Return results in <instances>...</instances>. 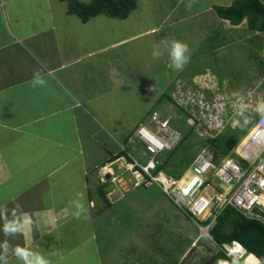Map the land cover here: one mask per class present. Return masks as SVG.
Wrapping results in <instances>:
<instances>
[{"label": "crops", "instance_id": "crops-1", "mask_svg": "<svg viewBox=\"0 0 264 264\" xmlns=\"http://www.w3.org/2000/svg\"><path fill=\"white\" fill-rule=\"evenodd\" d=\"M214 1L138 0L126 18L83 21L66 0H0V264H137L102 234L107 212L122 225L114 201L101 205V171L125 161L128 114L162 111L214 32L206 20L229 22L214 6L234 0Z\"/></svg>", "mask_w": 264, "mask_h": 264}, {"label": "rangeland", "instance_id": "rangeland-1", "mask_svg": "<svg viewBox=\"0 0 264 264\" xmlns=\"http://www.w3.org/2000/svg\"><path fill=\"white\" fill-rule=\"evenodd\" d=\"M214 2L218 4L217 0ZM213 22L206 20L207 26H214L213 34L198 49L190 64L173 78L168 94L163 98L164 103L157 105L183 134L182 144L172 159L168 152L161 157L163 162H168V169L174 170L171 171L174 176L182 172L184 151L197 156L210 145V153L218 158L220 154L212 147L214 136L229 132L240 142L246 135L244 131H249L264 112V33L251 31L246 20L238 26L227 21ZM192 26L195 30L189 32L188 40L194 38L188 46L196 49L197 38H203V32L196 23ZM195 74H198L196 79ZM128 116V126L136 124L137 127L139 120ZM222 119L228 123H222ZM117 138L121 139V136ZM128 148L140 161H147L148 153L134 137L129 140ZM229 156L236 157L233 148ZM129 176L123 173L103 186L120 191L119 194L110 191V194L104 190L108 193L107 198L111 197L108 199L116 204L112 205L113 209L120 211L115 216H120L122 225L117 227L116 219L107 218L109 212L102 215L105 221L99 226L105 230L102 232L104 239L110 240V245L117 248L125 244L119 248L121 257L128 256L126 245L132 247L133 256H140L137 264L176 263L182 255H185L182 264H206L217 252V247L206 239L200 242L206 247L204 252L193 246L199 230L187 214L157 185L133 187ZM125 223L128 225L124 228ZM142 241H147L148 249L141 246ZM187 246H190L189 252L185 254L183 250Z\"/></svg>", "mask_w": 264, "mask_h": 264}, {"label": "built area", "instance_id": "built-area-1", "mask_svg": "<svg viewBox=\"0 0 264 264\" xmlns=\"http://www.w3.org/2000/svg\"><path fill=\"white\" fill-rule=\"evenodd\" d=\"M222 123H226L224 119ZM247 134L251 137L246 143L243 137L233 147L236 157L216 158L208 145L177 177L157 168L162 163L160 155L178 146L183 134L169 116L156 109L133 132L137 143L148 153L147 161H140L134 154H129L130 158L126 156L124 162L121 157L117 158L103 166L101 179L103 182L115 181L128 173L133 187L159 186L198 228L193 246L205 251V245L200 242L206 239L236 264H261V260L239 241L218 244L211 234L218 216L227 207L264 224V112ZM250 256L253 259L249 260Z\"/></svg>", "mask_w": 264, "mask_h": 264}, {"label": "trees", "instance_id": "trees-1", "mask_svg": "<svg viewBox=\"0 0 264 264\" xmlns=\"http://www.w3.org/2000/svg\"><path fill=\"white\" fill-rule=\"evenodd\" d=\"M66 1L68 2V12L70 14H77L83 21H88L90 18L99 14H105L116 18H126L134 9H136L138 4V0H91L89 2H83L81 0ZM214 8L219 17L228 20L231 25L238 26L246 20L247 27L251 31L264 33V0H234L229 5H216ZM251 123L252 122H250L249 125H251ZM133 132L134 130L128 137H132ZM247 133L248 130H245L244 135ZM238 142V138L231 135L229 132L218 133L212 139V147L214 151H217L220 154V156H227ZM180 143L182 144V142ZM180 143L173 150L165 151L170 154V159H172V156L177 152L179 145H181ZM129 154L134 153L128 148V154L126 155L128 158H130ZM162 154L160 157H162ZM184 156L185 157L182 160L184 162L181 168L182 172L181 174L179 173L175 175L177 177H180L187 168H189L190 164L196 157V155L194 156L186 151H184ZM168 168V162L162 161L157 169H163L172 174L171 171L174 170ZM104 185L105 184H103L101 188V195L109 205L110 201L104 191ZM211 234L218 244L239 241L249 252H252L261 260V264H264V224L262 222L256 219L252 220L251 218H247L235 209L227 207L218 216L216 224L211 230ZM206 264L236 263L228 258L224 252L217 251L210 256Z\"/></svg>", "mask_w": 264, "mask_h": 264}, {"label": "bare ground", "instance_id": "bare-ground-1", "mask_svg": "<svg viewBox=\"0 0 264 264\" xmlns=\"http://www.w3.org/2000/svg\"><path fill=\"white\" fill-rule=\"evenodd\" d=\"M250 137L251 136H249V135L245 136L244 139H243L244 143H246L250 139ZM251 259H253V258L250 256L249 260H251Z\"/></svg>", "mask_w": 264, "mask_h": 264}]
</instances>
